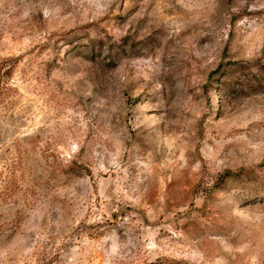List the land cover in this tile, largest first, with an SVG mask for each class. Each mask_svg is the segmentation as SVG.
Returning a JSON list of instances; mask_svg holds the SVG:
<instances>
[{"label": "rangeland", "instance_id": "obj_1", "mask_svg": "<svg viewBox=\"0 0 264 264\" xmlns=\"http://www.w3.org/2000/svg\"><path fill=\"white\" fill-rule=\"evenodd\" d=\"M0 264H264V0H0Z\"/></svg>", "mask_w": 264, "mask_h": 264}]
</instances>
